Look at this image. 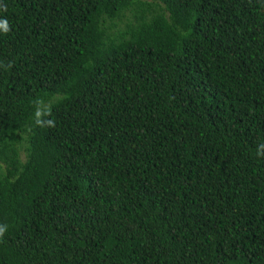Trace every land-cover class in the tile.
<instances>
[{"label":"trees","instance_id":"1","mask_svg":"<svg viewBox=\"0 0 264 264\" xmlns=\"http://www.w3.org/2000/svg\"><path fill=\"white\" fill-rule=\"evenodd\" d=\"M0 264H264V0H0Z\"/></svg>","mask_w":264,"mask_h":264},{"label":"clouds","instance_id":"2","mask_svg":"<svg viewBox=\"0 0 264 264\" xmlns=\"http://www.w3.org/2000/svg\"><path fill=\"white\" fill-rule=\"evenodd\" d=\"M0 28H3L5 32L8 31V28H7V21H3V22H0ZM260 149H264V144L260 145L259 146ZM257 155L258 156H264V151H257ZM3 232H4V229L3 228H0V235H3Z\"/></svg>","mask_w":264,"mask_h":264}]
</instances>
